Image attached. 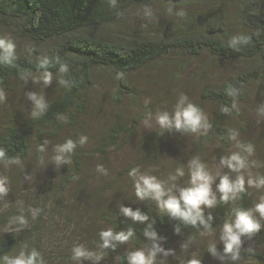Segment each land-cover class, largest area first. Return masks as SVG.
<instances>
[{"label":"rangeland","instance_id":"374dc122","mask_svg":"<svg viewBox=\"0 0 264 264\" xmlns=\"http://www.w3.org/2000/svg\"><path fill=\"white\" fill-rule=\"evenodd\" d=\"M229 11L233 10L229 8ZM169 14L171 11L161 7L151 11L133 9L128 13L127 20L129 26L137 27L149 21L158 24ZM0 40L12 44L13 51L19 55L34 54V45L12 35L1 19ZM245 67L242 61L226 63L207 54L197 58L176 56L160 69L135 74L136 94L134 98L125 96L121 103H117L113 81L105 74L99 75L88 111L79 117L80 128L62 132L59 138L49 140L43 154L33 149L24 162L0 163V176L8 177L9 187L8 195L0 198V239L9 234L25 233L24 239H27L22 250L31 251L38 245L44 264H77L72 259V248L77 244H82L93 253L103 252L105 258L99 264H127V253L141 249L147 252L154 243L164 252H171L167 256L158 253L157 264H187L194 255L201 259V264H243L224 256V243L220 236L225 222L212 228L211 234L204 230L197 236H174L170 242L156 241L141 248L129 245L112 251L110 248L101 249L98 245L103 243L100 232L109 229L102 221L105 212L122 213L121 207L135 212L146 199L158 204L151 197L141 200L135 195L136 178L129 174L133 168L139 170V175L155 176L164 183L165 191L171 188L173 194L179 196L180 189L190 186L188 165L196 159L205 165L213 178L211 187L216 200L211 207L201 205L202 212L213 210L221 200L216 186L224 175H228L231 181L241 175L244 177L251 209L260 202L264 197V187H249L248 180L258 182L264 178V113L260 111L264 108L262 91L254 89L239 107L240 116H234L230 123L236 137L232 139L229 136L227 145L213 137L210 127L193 133L177 130L174 125L161 128L157 123L159 114L167 113L169 119H173L178 107L199 102L203 88H217ZM53 82L51 79L45 84L35 78L29 84L18 85L13 91L0 87L5 97L0 102V131L11 120L33 112L36 102L30 96L42 98V101L49 99ZM182 97L187 98L183 105L180 103ZM216 109L215 104L209 103L202 113L209 126L216 116ZM117 123L126 124L134 134L133 138L107 153H98L101 135ZM152 132L157 133L148 139ZM77 133L80 135L76 136ZM81 137L86 138L83 144ZM66 139L72 142L77 139L73 151L79 149L81 152L83 168L77 181L66 189L62 197H56L63 168H71L73 164L70 153L58 152ZM239 145H251L252 153L248 154ZM235 153L245 157V168L239 172L221 164L222 159H228ZM57 155H62L66 162L55 163ZM177 169L182 170L184 175L172 180ZM239 195L236 193L234 197ZM21 214L27 219V225L20 228L14 224L13 229L19 230L3 231L12 218ZM254 217L264 226V219L258 213H254ZM241 241L240 252L264 254V245L259 241L247 235L242 236ZM211 245L216 247L218 255L215 257L208 252ZM21 251L19 249L10 256H18ZM80 264H96V261L81 260Z\"/></svg>","mask_w":264,"mask_h":264},{"label":"trees","instance_id":"16d2710c","mask_svg":"<svg viewBox=\"0 0 264 264\" xmlns=\"http://www.w3.org/2000/svg\"><path fill=\"white\" fill-rule=\"evenodd\" d=\"M158 7L171 11L170 16L158 24L149 21L143 26H129L127 15L131 10L151 11ZM0 19L12 35L34 45V54L13 51L15 59L11 62L0 53V87L13 91L32 79L41 81L46 71L54 81L41 115L33 116L35 108L30 115L17 116L0 131V148L9 159L8 163L0 161L3 164L24 162L33 149L43 154L49 140L80 128L79 117L88 111L101 74L113 81L117 103H121L125 96L136 94L135 74L160 69L173 57L207 54L226 63L244 62L246 67L235 77L217 88H203L196 103L202 113L209 103L216 105L210 129L213 137L226 145L234 132L230 123L234 116H240L239 107L254 89L264 94V0H0ZM43 60L49 61L46 67L39 66ZM62 64L67 66L65 73L60 72ZM125 125L117 123L103 133L97 152L107 153L132 139L134 134ZM67 139L63 143L70 141ZM70 156L72 167L63 168L56 197H62L82 173L79 149L72 150ZM250 209V196L244 192L237 198L230 196L227 202L218 201L213 210L203 214L214 228L234 220L237 212ZM137 210L147 219L134 221L119 212L102 215L109 229L120 232L131 228L135 233L126 243L113 242L116 248L110 250L170 242L171 237L197 236L205 230L202 225L193 227L171 218L167 210L150 199ZM145 229L155 231L157 239L145 236ZM24 234L2 237L0 258L21 251L27 239ZM249 237L264 245V226L261 224L260 230ZM35 249L41 254L38 245ZM239 255L243 264H264V254L239 251Z\"/></svg>","mask_w":264,"mask_h":264},{"label":"clouds","instance_id":"9594fccd","mask_svg":"<svg viewBox=\"0 0 264 264\" xmlns=\"http://www.w3.org/2000/svg\"><path fill=\"white\" fill-rule=\"evenodd\" d=\"M243 39V38H241ZM246 42V41H245ZM0 53L4 58L11 62L15 59L13 55V45L6 43L4 40H0ZM49 64L48 60H43L40 62V67H46ZM60 72H67V66L61 65ZM39 79L43 80L45 84L49 83L52 79V75L49 72H45ZM64 83V81H60ZM30 99L36 102V111L33 112V116L41 115L44 104L41 99H37L36 96H30ZM186 97L181 98V105L184 104ZM5 100L4 94L0 91V102ZM227 112V109H223ZM260 111L264 113V108ZM157 123L161 128L169 127L174 125L177 130L191 131L193 133L199 131V129H207L210 127L204 120L201 110L191 103L187 104L185 107H178L175 112L174 118L169 119L167 113L159 114L157 116ZM236 133H231V138L235 139ZM86 141L85 137H81V144ZM248 154L252 153L251 145H239ZM74 148V143L72 141L65 142L59 147L58 152L71 153ZM39 151L43 152V147H39ZM55 163L59 164L63 160L62 155H57L55 158ZM0 161L5 163L9 162L7 154L3 148H0ZM11 162L17 163V160H12ZM221 164H226L227 167L235 172H239L241 169L245 168V157H242L239 153H235L228 159H222ZM190 186L187 188H182L179 190V196L173 194L172 189L168 188L165 191V185L163 182L159 181L155 176H145L139 175V170L133 168L129 173L132 177L136 178L135 184V195L141 199L151 197L156 200L158 206L162 210H167L168 215L173 219H179L183 221L186 225H191L193 227L202 225L208 234L212 233V227L209 222L204 219V214L201 210V205L211 207L215 202V196L212 194V177L209 171L203 163L193 159L190 161ZM184 172L177 169L175 176L171 179L175 180L177 176H183ZM249 187L261 188L264 187V178H260L258 182H254L251 179L248 180ZM216 190L221 194V201L227 202L230 199V194L234 195L236 193H244L245 180L244 177L238 176L235 181H231L228 175L220 177V182L216 186ZM9 193L8 187V177L0 176V198L7 196ZM165 197H167L165 199ZM211 197V198H210ZM121 212L127 216L131 217L134 221H143L147 219V216H142L140 212L132 211L130 208L121 207ZM36 211H39L37 209ZM254 213H258L261 219H264V197L261 198L260 202L255 204L253 209L245 212H237L235 219L232 221H226L221 228L220 239L224 243V256H230L233 261L239 260L241 257L239 255V247L242 243V236H251L254 232H258L261 228V223L258 219L254 218ZM212 220V216H208V221ZM19 225L20 228L27 225V219L23 214L12 218L7 225L4 226L3 231H13L19 229H13L12 225ZM151 225H149V229ZM145 229V236L150 239H157L155 231H150ZM179 231V229H177ZM100 239L103 241L102 244L98 245L101 249L112 248L115 250L116 244L113 242H119L121 244L126 243L132 238L135 233L133 229L129 228L127 231L115 232L112 229L100 232ZM208 252L214 257L217 256V250L214 245L208 248ZM158 253H163L165 256L170 255L171 252H164L158 244L154 243L150 250L147 252L144 249L132 251L126 254L127 264H157L156 256ZM105 258L103 252L93 253L85 249L82 244H77L72 248V259L80 264L81 260H94L96 264ZM223 259V257H220ZM0 264H44V260L41 254L33 248L29 252L22 250L18 256H8L5 255L0 258ZM187 264H201V259L197 258L195 255L192 259L187 261Z\"/></svg>","mask_w":264,"mask_h":264}]
</instances>
